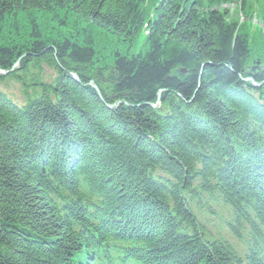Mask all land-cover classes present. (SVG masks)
<instances>
[{
    "label": "trees",
    "instance_id": "16d2710c",
    "mask_svg": "<svg viewBox=\"0 0 264 264\" xmlns=\"http://www.w3.org/2000/svg\"><path fill=\"white\" fill-rule=\"evenodd\" d=\"M158 3L0 0V83L26 99L0 90V264H80L82 184L149 264H264V44L231 0ZM219 211L243 256L206 230Z\"/></svg>",
    "mask_w": 264,
    "mask_h": 264
},
{
    "label": "rangeland",
    "instance_id": "374dc122",
    "mask_svg": "<svg viewBox=\"0 0 264 264\" xmlns=\"http://www.w3.org/2000/svg\"><path fill=\"white\" fill-rule=\"evenodd\" d=\"M232 17H241L239 14V7L231 5L227 7ZM241 19V18H240ZM264 35V34H263ZM135 50H139V46L136 45ZM1 72V71H0ZM56 70L50 67H45V77L46 78H52L56 73ZM3 74L6 76L5 80L0 83V90L3 91L11 100L14 99L18 102H25V97L23 95L22 88L18 82L9 77L8 72H3Z\"/></svg>",
    "mask_w": 264,
    "mask_h": 264
},
{
    "label": "bare ground",
    "instance_id": "6f19581e",
    "mask_svg": "<svg viewBox=\"0 0 264 264\" xmlns=\"http://www.w3.org/2000/svg\"><path fill=\"white\" fill-rule=\"evenodd\" d=\"M0 73H2V72H0ZM75 163H76V161H75ZM76 166V164H73V167H75ZM49 176H50V174H48ZM81 175V174H80ZM53 192V190H50L49 192H48V194H51Z\"/></svg>",
    "mask_w": 264,
    "mask_h": 264
}]
</instances>
